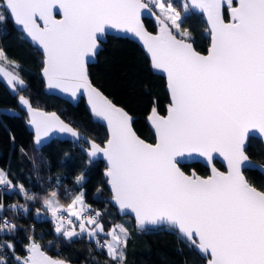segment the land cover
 <instances>
[{"label":"snow or ice","instance_id":"snow-or-ice-1","mask_svg":"<svg viewBox=\"0 0 264 264\" xmlns=\"http://www.w3.org/2000/svg\"><path fill=\"white\" fill-rule=\"evenodd\" d=\"M225 3L230 11L227 23ZM182 8L183 15L172 0H0V21L10 16L43 50L47 87L73 99L83 90L93 116L107 123L108 138L103 146L85 140L55 113L34 108L25 95L20 94L18 102L27 109L35 144L58 131L88 145L81 150L89 163L103 157L112 200L122 212L135 214L137 228L166 227L177 232L189 248L210 256L207 264H264V190L250 184L243 172L264 174V166L246 154L250 133L264 139V0H236L235 6L233 0H185ZM196 11L209 26L206 55L196 50L192 33L182 27ZM149 13L159 26L156 34L142 23V16ZM108 29L138 39L152 68L166 74L171 97L167 115H158L154 108L149 116L155 144L140 139L128 114L89 80L88 59L101 50ZM18 69L17 62L9 61L0 49V80L22 93L27 84ZM214 154L227 161V172L212 167L211 175L203 178L182 170L183 161L199 157L212 164ZM83 181V173L76 176L81 190L65 207L57 191L62 184L59 177L57 185L40 198L23 184L14 185L0 170V191L16 194L18 188L25 201L39 200L57 235L67 241L86 236L115 264H126L129 229L112 224L105 230V214L93 211L86 202ZM70 195L65 189L64 196ZM18 209L21 214L30 210L28 204L7 206L8 211ZM4 211L0 201V215ZM40 212L38 208L37 216ZM16 230L7 218L0 220V234ZM29 241L28 255L16 256V264H66L48 256L33 237ZM2 249L14 250V245L0 244ZM0 264L7 261L0 257Z\"/></svg>","mask_w":264,"mask_h":264},{"label":"trees","instance_id":"trees-1","mask_svg":"<svg viewBox=\"0 0 264 264\" xmlns=\"http://www.w3.org/2000/svg\"><path fill=\"white\" fill-rule=\"evenodd\" d=\"M184 2L185 0H172L182 15ZM3 14L8 16L7 13ZM224 18L227 19L226 8ZM143 22L148 31H157L158 25L153 20L144 19ZM182 27L192 33L196 50L206 53L210 38L202 15L190 14ZM0 49H3L9 61L17 62L18 71L27 84V89L18 93L10 90L0 80V170L8 173L13 184H23L30 193L42 198L52 190V186L57 185L59 177L62 181L57 187L60 201L67 203L81 190L75 184V178L83 173L85 200L93 211L99 210L105 214V230L112 224H123L129 229L126 264H205V259L189 248L177 232L166 227L139 231L135 229L129 216H119L109 202L110 193L102 161L89 163L88 157L80 148L69 141L51 140L39 147L34 145L27 110L18 102L20 94L29 98L34 108L56 112L73 128L99 144L107 139V134L102 125L92 121L83 100L73 106L44 92L40 76L43 57L27 42L9 16L7 20L0 21ZM6 67L12 70L10 66ZM88 71L92 82L131 115L136 133L144 140L154 142V135L146 122L147 115L154 108L158 113L165 114L169 98L164 78L152 73L149 61L138 45L127 38L107 37ZM10 108L14 112L5 110ZM21 149H24L23 153ZM246 154L251 160L264 165V150L259 139L249 138ZM214 164L223 170L220 163L214 161ZM182 169L185 172L194 170L203 177L208 175V169L200 163L184 165ZM244 175L250 184L264 190L263 174L245 169ZM65 189L69 190L70 196H64ZM97 189L100 191L97 192ZM0 201L5 205L0 220L1 216L8 218L17 229L13 233L5 231L0 234V244L14 245V250H0V257L7 264H16V256L24 257L27 254L26 246L30 243V236L41 245L46 254L55 259L73 264H115L107 256L106 250L96 246L95 240L85 236L83 239L67 241L57 235L52 218L38 219L34 216L37 208H43L41 202L25 201L19 195L18 188L16 194L0 191ZM11 204H28L30 210L23 214L19 209L15 212L8 211L7 206Z\"/></svg>","mask_w":264,"mask_h":264},{"label":"water","instance_id":"water-1","mask_svg":"<svg viewBox=\"0 0 264 264\" xmlns=\"http://www.w3.org/2000/svg\"><path fill=\"white\" fill-rule=\"evenodd\" d=\"M233 2H234L233 6H235L236 0H233ZM224 8H226V14H227V19H225V18H224V19H225V22L227 23V22H230V11H229V9H228L226 3H225V7H224ZM153 11H156V10L153 9ZM194 13H198V14H201V15H202V18H203V20H204V22H205V25H206L207 29H208L209 26H208V24H207V18H206L202 13H199L198 11H196V12H194ZM223 16H224V9H223ZM9 17H10V16H9ZM57 18H60V17L57 16ZM10 19H11L13 25H14L15 27H17V29L23 34V37L27 40V42L30 43V45H31L33 48L37 49V50L40 52V54L42 55V57H43V50H42L38 45H36L34 42H32L31 39H30L29 37L26 36V34L23 33L21 27L15 24L14 19H12L11 17H10ZM144 19H151V20H153V21L156 23V18H155V16H153L151 13L142 16V23H143V24H144V22H143ZM156 24H157V23H156ZM144 26H145V25H144ZM158 27H159V26H158ZM145 28H146V27H145ZM157 31H158V29H157ZM157 31H156V32H151V33H152V34H156ZM149 32H150V31H149ZM208 33H209L210 44H211L210 31H208ZM110 36H113V37H121V38H127L128 40H130V41L136 43V44L138 45V47L143 51V53L145 54V56L147 57V59H148V61H149V64H150V69H151L152 73L157 74V75H160L161 77L164 78V81H165V89H166V92H167V94H168V98H169V104H168V106L166 107V113H165V114H160V113H158L157 111H156V112H157V114L160 115V116H166V115H167L168 107H169V105H170V103H171V97H170V93H169V90H168V87H167V77H166V74H164V73H162V72H160V71L155 70V69L152 68V66H151V61H150V57L148 56L146 50L143 48V45L138 41V39L132 37L130 34H124V33H122V32H119V31L115 30V29H108V31H107V35H106V37L103 39V42L101 43V49H102L103 43L106 42L107 37H110ZM210 44H209L208 48L210 47ZM207 51H208V49H207ZM98 53H99V52H98ZM201 54H202V55H206L207 52H206V53H201ZM96 56H97V55H96ZM96 56H95L94 58H89V59H88V62H87V68H88L91 64H93V63L96 61ZM43 58H44V57H43ZM42 68H43V67H42ZM88 74H89V71H88ZM40 76H41V79H42V81H43V84H44V92H45L46 94H48V95H52V96H55V97H58V98H60V99H62V100H64V101L70 103V104L73 105V106H75L80 100H83V103H84V105H85V107H86V109H87V112L89 113V115H90L92 121L95 122V123H99L100 125H102V126L105 128V130H106V134H107V138H108V127H107V123H106L105 121H103V120H101V119H99V118L93 116V114H92V112H91V108H90V106L88 105V102H87V96L83 93V90H81V92L78 93L77 97H76L75 99H73V98L71 97L70 94H68V93H63V92H61L59 89H49V88L47 87V85H46L45 78L43 77L42 69H41V71H40ZM89 80L91 81L92 85H93L95 88H97V89H98V90H99V91H100V92H101V93H102L107 99H109L114 105H116L117 107L123 109V110L128 114V116L131 118V126H132V117H131V115H130V114H129V113H128V112H127L122 106H120V105L114 103L113 100H112L109 96H107V95H106V94H105V93H104L99 87H97V86L92 82V80L90 79V76H89ZM25 109H26V108H25ZM36 109L39 110V111H43V112H45V113H55V114L60 118V120H62V121H63L64 123H66V124H69V123L66 122L64 119H62V118H61L56 112H53V111H51V112H50V111H45V110H41V109H38V108H36ZM26 110H27V109H26ZM152 111H153V109H152V110L150 111V113L147 115L146 122H147V125L149 126V128H150L152 134L154 135V142H148V141L144 140L143 138H141V137L136 133V131L134 130L133 126H132V130L136 133V135H137L140 139L144 140L146 143L155 144V142H156V133H155V129H154L153 126H152L151 121L149 120V116L152 114ZM27 118H28V122H29L30 117H29V115H28V112H27ZM69 125H70V124H69ZM70 126H71V125H70ZM29 127H30V130H31L32 134H33L34 145L37 146V147L42 146V145H44V144L50 142L51 140H60V141H69V142H72V143L76 144V145L80 148V150H81L82 148H87V147H88V145L85 144L84 141H80L79 143H76L74 140H72V138H71L70 136H68V134L60 133V132H58V131H54V132L50 133L48 137L44 138L43 142H42L40 145H37V144H35V129H34V127H33L30 123H29ZM71 127H72V126H71ZM80 134H81V136L84 137L85 140L89 139L88 137H86V136H85L84 134H82L81 132H80ZM250 137H254V138L259 139L260 142H261V144H262L263 150H264V139H262V138L259 136L258 133H250V134H249V137H248V139H247V141H246V147H247V143H248V140H249ZM106 140H107V139H106ZM106 140L101 144V146H103V144L106 142ZM82 142H83V143H82ZM81 151H82V150H81ZM82 152H83V151H82ZM83 153L86 155L85 152H83ZM86 156H87V155H86ZM88 159H89V158H88ZM93 161H102L103 164H104V166H105V169H106V161L103 159L102 156L99 157V158L94 159ZM214 161H217L218 163H220V164L222 165V167H223V170L218 169V168L216 167V165L214 164ZM252 161H253V160H252ZM192 163H200V164H202L203 166H205V167L208 169V175L205 176V177H203V176H201L200 174L197 173V175H199V176H201V177H203V178H207L209 175H211V169H212V167H215L218 171H221V172H227V171H228V164H227V161H225L224 158H223L222 156H220L219 154H214V160H213L212 164H209V163L207 162V160H206L205 158H202V157H199V158H197V159H195V160H185V161H183V164H184V165H188V164H192ZM253 163H256V164H259V165L264 166L263 164L257 163V162H255V161H253ZM105 169L103 170V174H104V172H105ZM182 170H183V169H182ZM193 171H194V170H190L189 172H185V173H186V174H191ZM243 172H244V170H243ZM261 174H262V173H261ZM263 175H264V174H263ZM244 176H245V175H244ZM104 177H105V176H104ZM105 178H106V177H105ZM245 178H246V177H245ZM106 179H107V178H106ZM107 187H108V190H109V193H110L109 202H110L111 205L116 209L117 214H118L119 216H129V217L133 220V223H134V227H135V229H137V230H139V231H144V229H139V228H137V226H136V220H135V214H134V213H132L130 210H125V211H123V212L120 210L119 206L116 205L115 202L112 200L111 188H110V186L108 185V183H107ZM258 190H259V189H258ZM147 229H156V228H155V227H152V226H146V230H147ZM178 235H179V234H178ZM194 251H195V252H196V253H197L202 259H205V264H207V260L210 258V256H204V255L200 254L198 251H196V250H194ZM26 252H27V251H26ZM27 255H28V253L26 254V256H27ZM47 255H48V254H47ZM48 256H50V255H48ZM50 257H51V256H50ZM51 258H53V257H51ZM53 259H55V258H53ZM57 260H60V259H57ZM63 261H64V260H63ZM66 264H73V263L66 261Z\"/></svg>","mask_w":264,"mask_h":264},{"label":"rangeland","instance_id":"rangeland-1","mask_svg":"<svg viewBox=\"0 0 264 264\" xmlns=\"http://www.w3.org/2000/svg\"><path fill=\"white\" fill-rule=\"evenodd\" d=\"M9 70V69H8ZM7 85V84H6ZM9 88V87H8ZM10 89V88H9ZM11 90V89H10ZM7 112H14V109H5ZM75 196V195H74ZM71 202V200L70 201H68L67 203H63V202H61L63 205H65V207L67 206V204L68 203H70ZM38 209V208H37ZM36 209V210H37ZM39 209H41V212H40V215L39 216H37V214H36V210L34 211V216L36 217V218H38V219H40V218H51V216L46 212V210H44L43 208H39ZM66 214V213H65Z\"/></svg>","mask_w":264,"mask_h":264},{"label":"built area","instance_id":"built-area-1","mask_svg":"<svg viewBox=\"0 0 264 264\" xmlns=\"http://www.w3.org/2000/svg\"><path fill=\"white\" fill-rule=\"evenodd\" d=\"M4 218H6V217L1 216V220L4 219ZM7 219H8V218H7ZM8 220H9V219H8ZM9 221H10V220H9ZM10 222H11V221H10ZM101 243H103V240H101ZM25 256H26V255H25ZM25 256H24V257H25Z\"/></svg>","mask_w":264,"mask_h":264},{"label":"flooded vegetation","instance_id":"flooded-vegetation-1","mask_svg":"<svg viewBox=\"0 0 264 264\" xmlns=\"http://www.w3.org/2000/svg\"><path fill=\"white\" fill-rule=\"evenodd\" d=\"M233 4H234V2H233Z\"/></svg>","mask_w":264,"mask_h":264}]
</instances>
